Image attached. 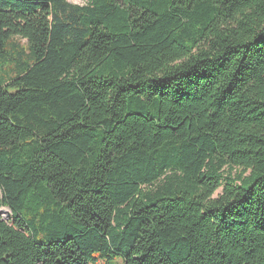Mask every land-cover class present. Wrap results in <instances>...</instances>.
<instances>
[{
	"label": "trees",
	"instance_id": "1",
	"mask_svg": "<svg viewBox=\"0 0 264 264\" xmlns=\"http://www.w3.org/2000/svg\"><path fill=\"white\" fill-rule=\"evenodd\" d=\"M2 207L0 264H264V0H0Z\"/></svg>",
	"mask_w": 264,
	"mask_h": 264
},
{
	"label": "rangeland",
	"instance_id": "2",
	"mask_svg": "<svg viewBox=\"0 0 264 264\" xmlns=\"http://www.w3.org/2000/svg\"><path fill=\"white\" fill-rule=\"evenodd\" d=\"M67 1H69L71 3H74V4H84L87 0H67ZM21 42L23 43L24 40L21 41ZM0 213H1L2 217H3V219L9 220V218H10V210L7 207H2L0 209Z\"/></svg>",
	"mask_w": 264,
	"mask_h": 264
}]
</instances>
